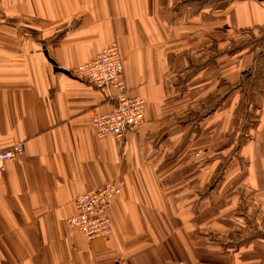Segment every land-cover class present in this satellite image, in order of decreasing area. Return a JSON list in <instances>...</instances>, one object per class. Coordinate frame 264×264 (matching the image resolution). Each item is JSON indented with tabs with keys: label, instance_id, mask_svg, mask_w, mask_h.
I'll return each mask as SVG.
<instances>
[{
	"label": "crops",
	"instance_id": "0c3cea01",
	"mask_svg": "<svg viewBox=\"0 0 264 264\" xmlns=\"http://www.w3.org/2000/svg\"><path fill=\"white\" fill-rule=\"evenodd\" d=\"M220 1L0 0V152L24 145L0 173V264H264V84L247 98L253 54L216 55L264 1ZM115 41L145 116L100 139L117 91L74 73ZM112 182L113 233L89 242L74 202Z\"/></svg>",
	"mask_w": 264,
	"mask_h": 264
},
{
	"label": "built area",
	"instance_id": "2783aa9c",
	"mask_svg": "<svg viewBox=\"0 0 264 264\" xmlns=\"http://www.w3.org/2000/svg\"><path fill=\"white\" fill-rule=\"evenodd\" d=\"M74 74L97 89L117 91L112 97L114 107L111 113L95 112L93 115V127L98 138L112 136L123 139L143 124L146 101L129 94L124 60L118 42H113L93 61L78 67ZM23 152V144L0 152V173L6 170L9 161ZM123 189V183L112 182L78 196L74 202L75 214L68 220V225L78 230L89 242L108 239L113 233L110 208Z\"/></svg>",
	"mask_w": 264,
	"mask_h": 264
},
{
	"label": "rangeland",
	"instance_id": "374dc122",
	"mask_svg": "<svg viewBox=\"0 0 264 264\" xmlns=\"http://www.w3.org/2000/svg\"><path fill=\"white\" fill-rule=\"evenodd\" d=\"M199 3H215L218 0H198ZM226 1L225 3L229 2H237L238 0H221ZM264 1V0H263ZM195 12L197 9H193ZM220 34L223 33L220 31ZM227 39L225 38L224 41L222 38L218 40V48L219 51L216 53L217 56H219V59L222 57H225L226 55H236V57H239L241 61L247 60L249 61L247 56H251V53L254 57V67H252L250 70H248L251 73V78L247 79L246 76L248 75V72H245L244 80H242L243 83V89L244 94L246 97L248 96V93L250 92V85L253 84H261L263 86L264 84V28L248 31L246 33L238 32L236 31L235 34V42L234 40H231L230 36L226 34ZM241 37V38H240ZM229 45L224 43L228 42ZM231 41V42H230ZM231 44V45H230ZM228 46V49L226 48ZM247 55V56H246ZM243 63V62H242ZM248 64V63H247ZM262 86L257 85L256 88H261ZM246 89V91H245ZM227 97L223 93H220V96H218V104L221 105L224 102V99ZM248 98V97H247ZM250 105L253 104V100L246 101ZM252 214H256L255 210H252ZM224 238V239H223ZM228 238L225 237H219L218 239H214L215 243H219L220 245L224 246H230L232 244L231 242L227 241Z\"/></svg>",
	"mask_w": 264,
	"mask_h": 264
},
{
	"label": "water",
	"instance_id": "95a60500",
	"mask_svg": "<svg viewBox=\"0 0 264 264\" xmlns=\"http://www.w3.org/2000/svg\"><path fill=\"white\" fill-rule=\"evenodd\" d=\"M56 71H61L60 69L56 68Z\"/></svg>",
	"mask_w": 264,
	"mask_h": 264
},
{
	"label": "trees",
	"instance_id": "16d2710c",
	"mask_svg": "<svg viewBox=\"0 0 264 264\" xmlns=\"http://www.w3.org/2000/svg\"><path fill=\"white\" fill-rule=\"evenodd\" d=\"M205 3H207V2H205ZM213 3V2H212ZM216 3V2H215ZM204 4V3H203ZM196 12H198V10H196Z\"/></svg>",
	"mask_w": 264,
	"mask_h": 264
}]
</instances>
